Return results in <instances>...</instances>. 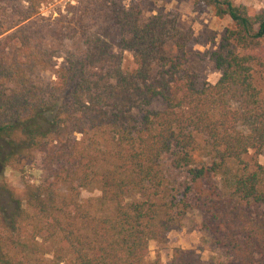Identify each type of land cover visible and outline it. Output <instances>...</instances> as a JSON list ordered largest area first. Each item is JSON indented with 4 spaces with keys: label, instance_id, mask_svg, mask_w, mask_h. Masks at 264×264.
<instances>
[{
    "label": "trees",
    "instance_id": "obj_1",
    "mask_svg": "<svg viewBox=\"0 0 264 264\" xmlns=\"http://www.w3.org/2000/svg\"><path fill=\"white\" fill-rule=\"evenodd\" d=\"M57 1L0 0V264H147L195 208L228 259L176 247L168 264H264V9L194 0L233 25L197 53L123 0L40 15ZM26 159L42 179L21 197L3 175Z\"/></svg>",
    "mask_w": 264,
    "mask_h": 264
},
{
    "label": "rangeland",
    "instance_id": "obj_2",
    "mask_svg": "<svg viewBox=\"0 0 264 264\" xmlns=\"http://www.w3.org/2000/svg\"><path fill=\"white\" fill-rule=\"evenodd\" d=\"M62 2L64 1L59 0L41 6L40 15L56 16L57 9L62 6ZM123 2L126 5L139 6L145 14H158L171 21L188 38L183 41L185 48L191 52L206 53L216 49L225 30L233 26L227 16L218 17L214 10L203 1L123 0ZM233 2L236 5H246L252 12L264 9V0H233ZM124 55L125 61L129 62L131 59L129 53L125 52ZM199 70L210 83H215L220 77V72L214 63L207 59V56L200 63ZM258 76H260V72ZM52 79H54L52 69L41 71L38 74V80L41 83L49 82ZM259 162L264 166V152L259 156ZM3 177L15 194L24 197L26 185L36 186L41 182L42 171L37 161L26 159L15 167H6ZM91 196H99L98 190H82L80 193L82 199ZM203 218L199 209H191L183 217L180 228L172 230L166 241L159 243L150 240L146 257L147 264H153L156 258L159 259V264H168L176 247L193 249L203 260L212 259L218 263L225 262L228 255L213 245L208 231L200 229Z\"/></svg>",
    "mask_w": 264,
    "mask_h": 264
}]
</instances>
